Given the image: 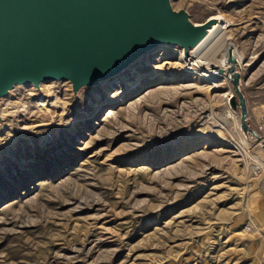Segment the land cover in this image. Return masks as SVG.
Wrapping results in <instances>:
<instances>
[{"label": "rangeland", "instance_id": "374dc122", "mask_svg": "<svg viewBox=\"0 0 264 264\" xmlns=\"http://www.w3.org/2000/svg\"><path fill=\"white\" fill-rule=\"evenodd\" d=\"M170 1L194 23L228 21L264 139V0ZM182 51L163 45L77 91L52 81L1 100L0 264H264L249 235L264 149L238 130L230 82H206Z\"/></svg>", "mask_w": 264, "mask_h": 264}, {"label": "water", "instance_id": "95a60500", "mask_svg": "<svg viewBox=\"0 0 264 264\" xmlns=\"http://www.w3.org/2000/svg\"><path fill=\"white\" fill-rule=\"evenodd\" d=\"M214 20L194 23L170 0H0V102L19 85L71 82L75 91L125 70L163 45L188 55ZM219 74L232 85L240 129L264 149L250 126L242 73L234 50ZM1 117V116H0Z\"/></svg>", "mask_w": 264, "mask_h": 264}, {"label": "bare ground", "instance_id": "6f19581e", "mask_svg": "<svg viewBox=\"0 0 264 264\" xmlns=\"http://www.w3.org/2000/svg\"><path fill=\"white\" fill-rule=\"evenodd\" d=\"M209 20H214L215 24L208 29L207 35L200 43L189 50L188 55H186L185 50L182 48L181 59L185 62L186 69L193 71L194 74L200 75L206 82H217L221 77L224 78L219 74L218 69L221 68L226 70L229 68L228 50L230 48L234 49L238 64L242 62L243 58L238 54L235 46L228 42L227 33L230 28L228 21L220 15L214 16ZM155 50H157V48L152 51ZM219 54H221V58L218 61L221 64L215 65L214 62ZM232 95V92L225 95V102L227 105ZM238 128L237 129L240 130L239 124Z\"/></svg>", "mask_w": 264, "mask_h": 264}, {"label": "crops", "instance_id": "0c3cea01", "mask_svg": "<svg viewBox=\"0 0 264 264\" xmlns=\"http://www.w3.org/2000/svg\"><path fill=\"white\" fill-rule=\"evenodd\" d=\"M252 209L250 217L252 218L250 225L254 232L249 235L256 234V237L251 240L254 247H261L264 244V193H256L252 197ZM251 231V230H250Z\"/></svg>", "mask_w": 264, "mask_h": 264}]
</instances>
